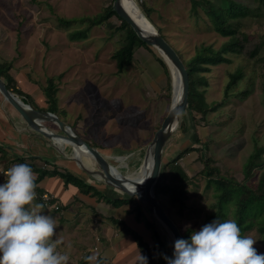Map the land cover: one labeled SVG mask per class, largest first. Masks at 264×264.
<instances>
[{"label": "rangeland", "instance_id": "rangeland-1", "mask_svg": "<svg viewBox=\"0 0 264 264\" xmlns=\"http://www.w3.org/2000/svg\"><path fill=\"white\" fill-rule=\"evenodd\" d=\"M112 1L0 0V61L11 62L13 69H23L24 83L19 81L20 89L25 95H29L32 89L36 90L32 94L37 95L38 104L43 107L46 106V96L42 91L50 78L55 79L58 117L83 140L97 148L121 174L131 176L140 167L127 170L126 155L136 148L144 147L143 161L154 132L169 110L172 101L171 69L168 75L165 74L151 52L140 47L134 54L132 64L118 70L112 59L122 37V33L115 29L119 25L116 17L89 29L88 22L75 21L69 25L59 22V18L101 14ZM133 1L144 17L143 9L149 10L150 18L147 20L160 31L183 61L193 57L201 46L218 50L228 40V37L214 30L213 22L205 13L206 7L201 6L196 12L192 11L191 0ZM229 1L251 8L257 4L255 0H223L226 6ZM219 3L220 0H217V8L220 7ZM241 21L243 32L249 35L241 52L225 54L229 62L209 66L210 71L202 73L208 85L200 84L198 88L205 90L208 112L203 118L195 111L182 113L177 128L164 147L163 164L176 158L186 148H194L178 159L191 178L185 207L179 210L163 198L170 217L182 232L190 230L192 234L211 222L208 216L213 210L215 197L213 187L206 188V178L201 172L205 158H210L222 175L239 182L247 181L251 185L257 182L259 170L255 169L246 180L243 165L255 146L264 147V50L256 55L250 54L255 45L260 44L264 48V14L259 17L248 15ZM79 31L85 36L74 35ZM236 72L242 75L227 94L226 84L230 82V75ZM27 84L32 86L31 89ZM0 98L10 106L1 94ZM43 124L60 133L53 122ZM58 145L67 149L65 159L77 163L71 158V147L67 141L60 140ZM204 145L206 148L202 150ZM262 156L264 159V154ZM86 160L90 162L92 172L99 170L93 158ZM5 174L2 160L0 184L6 182ZM88 175L93 177L89 179L93 183L104 185L103 179L97 178V174ZM115 193L126 196L118 191ZM142 209L144 217L154 222L164 236L172 256L168 232L144 205ZM74 219L73 223L67 222L68 227L65 226L63 230L72 244L68 264H77L87 253H82V249H86L83 243L93 241L91 237L82 239V218L75 222ZM125 223L131 228L135 227L129 221L127 223L126 219ZM138 227L144 239L154 243L150 230L142 223ZM243 236L256 240L253 247L258 254H264V247L255 230L247 231Z\"/></svg>", "mask_w": 264, "mask_h": 264}, {"label": "trees", "instance_id": "trees-1", "mask_svg": "<svg viewBox=\"0 0 264 264\" xmlns=\"http://www.w3.org/2000/svg\"><path fill=\"white\" fill-rule=\"evenodd\" d=\"M256 6L254 8L248 7L243 4L229 1L228 6L225 5L223 0H220L219 8H217V0H191V9L196 12L198 7H206V15L214 24V30L222 36L228 37V40L218 49L215 50L211 46H201L197 49L196 54L183 61L189 76V92H188V110L200 113L202 118L206 115L209 109V105L204 99V91L199 90V85H208L203 72L210 71L209 66H213L222 62H229L230 59L225 54H235L241 52L244 42H247L249 35H246L242 27H244L242 18L248 15L257 16L264 14V0H255ZM205 9V8H204ZM146 18L149 17V10H144ZM112 17H116L119 20V25L115 27L116 31L122 33L120 40V47L112 54V59L115 60L118 70H122L124 67L132 64L134 60V54L140 47H144L147 51L151 52L155 61H157L163 68L165 74H169V66L166 61L158 54L157 50L146 45L142 40L138 38L132 27L120 18L116 12L112 9V3L108 5L105 11L101 14H97L93 17L83 18H59V22L64 25H69L71 22H88V28L105 23ZM233 21V22H232ZM158 32H160L158 30ZM75 34H79L80 37H84L85 34L79 31ZM264 50L262 45H255L250 54L256 55L260 51ZM12 63L9 61H0V78H2L9 90L18 95L23 102L29 104L34 109H41L52 112L57 115V99L56 94L58 88L55 83V79L50 78L47 86H45L43 93L46 96V107L39 108L35 105L34 101L29 95L23 94L24 92L17 86L15 79L10 74ZM241 72L231 74L230 82L226 84L225 91H228L235 84L236 80L241 77ZM61 77V74L60 76ZM170 81L168 87H170ZM264 92V89H263ZM223 100L220 102V104ZM11 106V105H10ZM12 107V106H11ZM215 108V105L214 107ZM58 116V115H57ZM183 124L181 123V127ZM204 145L202 150H204ZM194 149L193 147L186 148L176 158L170 161L164 162L162 165L161 175L154 186V193L158 201L161 203L165 211L168 213L166 205L163 203L165 198L170 206H177L179 210H182L186 205L188 199L187 186L191 181L189 174L178 163L180 156L186 152ZM1 150V148H0ZM201 151V150H200ZM2 153L3 156V152ZM264 147L255 146L254 150L249 154L246 162L243 165L244 177L246 180L253 174L255 169L259 170L257 182L254 185L246 182H239L232 177H227L220 174L219 168L213 166V161L210 158L203 160V168L201 172L206 178V188L213 187L215 201L213 204V210L209 214L211 222L215 219L219 222L232 219L237 221L241 228V234L250 230H255L258 235V240L264 247ZM144 155V147L136 148L135 150L128 152L126 155V167L127 170L134 168L137 170ZM22 161V160H20ZM31 165V166H30ZM29 166L33 171L37 172V180L39 181L49 175H59L65 184H72L76 186L82 193H88L91 196L97 197V199H104L107 203L113 207H119L122 205H130L131 212L135 213L137 221L143 222L145 227L150 230L153 244H149L144 240L142 235L132 229L123 220H119L110 217V221L113 225L119 226L124 233L131 236L135 241L137 248L139 249L141 256L147 258V264H167L164 256L172 257L169 254L168 243L164 236L154 224V222L146 219L143 214L142 203L138 202L135 197H122L115 193L113 189L112 197H106L102 192H99L97 188L85 183L81 178L72 175L68 171H58L53 168L52 171L45 168H39L30 164ZM131 170V171H133ZM121 172H125L121 170ZM38 196L43 194V189L39 186L36 188ZM37 203L43 204L40 197L36 198ZM52 201V200H51ZM60 207L56 210L59 211ZM169 214V213H168ZM170 216V215H169ZM181 230L180 226H178ZM182 238L190 240V230L181 231ZM87 253L83 254L77 264H87L85 257Z\"/></svg>", "mask_w": 264, "mask_h": 264}, {"label": "crops", "instance_id": "crops-1", "mask_svg": "<svg viewBox=\"0 0 264 264\" xmlns=\"http://www.w3.org/2000/svg\"><path fill=\"white\" fill-rule=\"evenodd\" d=\"M14 68L15 69H13L12 66L9 72L19 87V85H21L19 81L24 83L23 75L25 76V74L22 75V68ZM26 86L29 87L28 84ZM31 87L32 86L29 88L31 89ZM32 90L36 92V90ZM32 92H29V96L35 104L39 105L37 95L34 93L32 94ZM39 106L42 109L46 107ZM53 140L55 141H52L54 144L51 143L49 139L29 129L14 108L7 106L0 98V152H3V156L2 153H0V163L3 160L5 170H8L11 166L18 163H26L28 165L34 164L36 167L45 168L50 171H52L53 168L58 171L66 169L64 171H68L72 175L84 180L85 183L94 186L106 197H112V188L109 187L104 180V185L93 183L89 180L93 177L89 176L84 168L71 161V159H65L66 157L64 154L67 149L62 145H58V142H60V140L67 141L66 139L54 138ZM67 143L71 147L68 141ZM41 162L44 164L41 165ZM88 163L91 166L89 161ZM73 164L77 168L74 167ZM34 173L37 175V172L34 171ZM59 178L61 179L59 175H47L37 184L43 189V193H47L51 196V202L60 207V210L56 212L53 207L43 203L44 207L40 210L56 220L57 229L53 239L59 241L58 251L69 255L72 244L69 243L68 236L63 233L64 227H68L67 222L71 221V223H73L72 220L74 218H76L74 222L78 218H82V239L91 237L93 240L88 244L86 242L83 243V247L86 249L84 250V248H81L82 253L86 251L88 255H92L93 251H95L98 253L99 264H143L141 253L133 238L124 233L119 226L113 225L109 219L110 217L123 221L126 219V222L128 223L129 221L131 223L130 225L135 226L133 228L138 231L134 230L142 235L141 228L138 226L141 223L143 224V222L137 221L135 213L131 212L130 205L113 207L104 199H97V197H93L88 193H82L76 186L70 183L65 184L63 179L60 180ZM59 180L61 182H59ZM58 184L60 186H58ZM55 186H58L57 189H55ZM35 203L37 204L36 201ZM112 213L115 214V216H113ZM78 225L79 222H77V228ZM147 242L150 245L153 244L149 241ZM87 264H89V262H87Z\"/></svg>", "mask_w": 264, "mask_h": 264}, {"label": "clouds", "instance_id": "clouds-1", "mask_svg": "<svg viewBox=\"0 0 264 264\" xmlns=\"http://www.w3.org/2000/svg\"><path fill=\"white\" fill-rule=\"evenodd\" d=\"M5 175L6 182L0 184V264H68L69 255L58 251L59 241L53 239L56 220L40 211L43 204H34L36 173L28 164L18 163ZM255 243L242 236L237 221L215 219L194 231L190 240L176 239L173 257L164 259L167 264H264V254H258ZM85 259L99 264L95 251ZM141 259L147 264L146 257Z\"/></svg>", "mask_w": 264, "mask_h": 264}, {"label": "water", "instance_id": "water-1", "mask_svg": "<svg viewBox=\"0 0 264 264\" xmlns=\"http://www.w3.org/2000/svg\"><path fill=\"white\" fill-rule=\"evenodd\" d=\"M131 1L134 3L133 0ZM112 9L120 18L132 27L140 40L146 45L154 47L171 63L174 70L177 72L181 83V95L179 100L177 102H173V100L171 101L166 116L163 118L160 127L154 132L153 137L147 146L145 156L149 151L151 154L150 174L144 185L139 186L140 188L136 189L135 193H133L135 190L128 189L119 178L113 175L110 166L111 164L107 158L97 148L83 140L70 125L63 122L56 114L46 110L34 109L29 104L24 103L16 94L7 88L6 83L2 78H0V94L3 96L4 100L14 108L25 122L26 126L33 132L51 141H53L54 138H62L75 145L84 146L98 164L99 170H97V172L89 171L86 167L81 166L79 161L73 158L76 160L77 164L92 175H100L104 182L113 187L115 191L125 194L126 196L124 197H135L138 202L142 203L168 232L173 244V257L174 242L176 239L182 238L181 230L156 198L154 186L161 175L164 147L175 131L176 125L179 124L180 116L188 110L189 76L181 57L161 33L153 27V25L150 24L149 27L138 22L132 13L124 6L123 0H113ZM177 112L181 113V115L177 116ZM44 122H53L56 124L60 133L54 132L45 126L43 124ZM135 186L137 187L138 185Z\"/></svg>", "mask_w": 264, "mask_h": 264}, {"label": "bare ground", "instance_id": "bare-ground-1", "mask_svg": "<svg viewBox=\"0 0 264 264\" xmlns=\"http://www.w3.org/2000/svg\"><path fill=\"white\" fill-rule=\"evenodd\" d=\"M123 4L127 8V10H129L132 13V15L138 20V22H141L142 24H145L146 26L150 27L151 23L147 20L146 17H144V15L142 13H140L137 6L134 5V3L131 0H123ZM159 54L166 61L169 68L171 69L172 100H173V102H177L180 98V95H181V83H180L178 74L174 70L171 63L161 53H159ZM177 126H178V124L176 125L175 129L177 128ZM68 142L71 145V152H72L71 156H72V158L79 161V164L81 166H84V167H86L92 171V167L89 165L88 161L86 160L88 158L92 159L88 150H86L84 146H78V145L71 143L70 141H68ZM110 166H111V171L113 172L114 176L119 178L120 181H122L128 189L135 190V188L138 189V188H140L139 186L144 185L146 179L148 178V175L150 174L151 154H150V151L147 152L145 158L143 159V161L141 163L139 170L131 176H126V175L121 174L119 172L118 168L114 167L112 164ZM97 178L103 179L100 175H97ZM135 185H138V186L136 187ZM172 250H173V244H172Z\"/></svg>", "mask_w": 264, "mask_h": 264}, {"label": "built area", "instance_id": "built-area-1", "mask_svg": "<svg viewBox=\"0 0 264 264\" xmlns=\"http://www.w3.org/2000/svg\"><path fill=\"white\" fill-rule=\"evenodd\" d=\"M6 172H7V170H5V173H6ZM38 197H40V199L43 201V203H44L45 205H50V206L53 207L55 210H57V209L59 208L58 205L53 204V203L51 202L52 198H51V196H50L49 194H47V193H43V194L40 195V196L37 195L36 198H38Z\"/></svg>", "mask_w": 264, "mask_h": 264}]
</instances>
